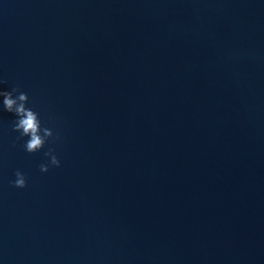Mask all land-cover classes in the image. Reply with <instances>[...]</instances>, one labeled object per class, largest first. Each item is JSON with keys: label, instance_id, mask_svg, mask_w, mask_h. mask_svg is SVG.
I'll return each instance as SVG.
<instances>
[{"label": "water", "instance_id": "water-1", "mask_svg": "<svg viewBox=\"0 0 264 264\" xmlns=\"http://www.w3.org/2000/svg\"><path fill=\"white\" fill-rule=\"evenodd\" d=\"M13 88L0 264H264V0H0Z\"/></svg>", "mask_w": 264, "mask_h": 264}, {"label": "clouds", "instance_id": "clouds-1", "mask_svg": "<svg viewBox=\"0 0 264 264\" xmlns=\"http://www.w3.org/2000/svg\"><path fill=\"white\" fill-rule=\"evenodd\" d=\"M17 93L18 95L14 96ZM0 96L3 97L4 109L17 117L13 131L20 133L21 138H28L24 144L25 150L29 154L41 151L45 144L53 138V132L48 128L42 127L38 113L26 107L28 103L27 94L19 92L18 88H13L12 91L0 92ZM56 139H59V136ZM45 157L48 158L49 163L40 165L41 173H47L50 167H60V160L54 154L53 149L45 152ZM14 175L15 180L11 182L13 187L19 189L27 187V178L22 172L16 171Z\"/></svg>", "mask_w": 264, "mask_h": 264}]
</instances>
